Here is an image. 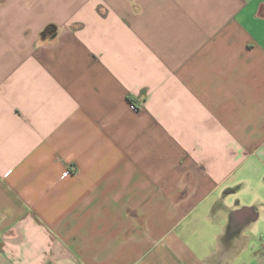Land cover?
<instances>
[{"label": "crops", "instance_id": "obj_1", "mask_svg": "<svg viewBox=\"0 0 264 264\" xmlns=\"http://www.w3.org/2000/svg\"><path fill=\"white\" fill-rule=\"evenodd\" d=\"M263 221L264 0H0V264H264Z\"/></svg>", "mask_w": 264, "mask_h": 264}, {"label": "rangeland", "instance_id": "obj_2", "mask_svg": "<svg viewBox=\"0 0 264 264\" xmlns=\"http://www.w3.org/2000/svg\"><path fill=\"white\" fill-rule=\"evenodd\" d=\"M262 226L263 227H261L260 228V233H258V235H261V233L263 234V232H264V221H263V223H262ZM263 231V232H262ZM212 231H207L206 232V234H205V237L206 238H204V239H206V241L207 242H212L213 243V238H212V233H211ZM264 235V234H263ZM264 240V239H263ZM246 256V255H245ZM245 256H243V257H239L238 259H236V261H232V262H225V263H223V264H245L246 262H247V258L245 257Z\"/></svg>", "mask_w": 264, "mask_h": 264}, {"label": "water", "instance_id": "obj_3", "mask_svg": "<svg viewBox=\"0 0 264 264\" xmlns=\"http://www.w3.org/2000/svg\"><path fill=\"white\" fill-rule=\"evenodd\" d=\"M51 32V30H49V28H47V29H45L43 32H42V35H46V34H48V33H50Z\"/></svg>", "mask_w": 264, "mask_h": 264}, {"label": "trees", "instance_id": "obj_4", "mask_svg": "<svg viewBox=\"0 0 264 264\" xmlns=\"http://www.w3.org/2000/svg\"><path fill=\"white\" fill-rule=\"evenodd\" d=\"M50 28V27H49Z\"/></svg>", "mask_w": 264, "mask_h": 264}]
</instances>
